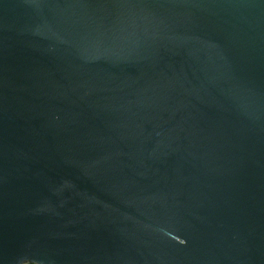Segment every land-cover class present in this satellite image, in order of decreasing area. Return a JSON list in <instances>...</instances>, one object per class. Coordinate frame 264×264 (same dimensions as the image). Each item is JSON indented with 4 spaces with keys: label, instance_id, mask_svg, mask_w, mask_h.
<instances>
[{
    "label": "water",
    "instance_id": "obj_1",
    "mask_svg": "<svg viewBox=\"0 0 264 264\" xmlns=\"http://www.w3.org/2000/svg\"><path fill=\"white\" fill-rule=\"evenodd\" d=\"M0 264H264V0H0Z\"/></svg>",
    "mask_w": 264,
    "mask_h": 264
}]
</instances>
